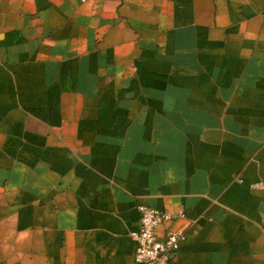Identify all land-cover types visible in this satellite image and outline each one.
<instances>
[{
    "label": "crops",
    "instance_id": "1",
    "mask_svg": "<svg viewBox=\"0 0 264 264\" xmlns=\"http://www.w3.org/2000/svg\"><path fill=\"white\" fill-rule=\"evenodd\" d=\"M140 204L264 264V0H0V264H136Z\"/></svg>",
    "mask_w": 264,
    "mask_h": 264
},
{
    "label": "built area",
    "instance_id": "2",
    "mask_svg": "<svg viewBox=\"0 0 264 264\" xmlns=\"http://www.w3.org/2000/svg\"><path fill=\"white\" fill-rule=\"evenodd\" d=\"M259 185V184H258ZM137 227L129 234L135 242L134 262L136 264H168L185 235L173 228H165L162 235H157L155 228L167 225L182 211L173 213L147 205H138Z\"/></svg>",
    "mask_w": 264,
    "mask_h": 264
}]
</instances>
